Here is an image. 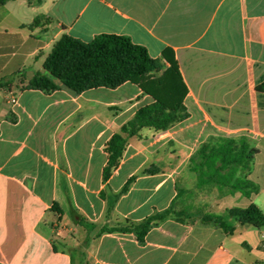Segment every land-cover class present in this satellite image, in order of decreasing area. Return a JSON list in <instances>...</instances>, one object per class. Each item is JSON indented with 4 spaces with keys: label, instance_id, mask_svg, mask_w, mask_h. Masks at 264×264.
<instances>
[{
    "label": "crops",
    "instance_id": "0c3cea01",
    "mask_svg": "<svg viewBox=\"0 0 264 264\" xmlns=\"http://www.w3.org/2000/svg\"><path fill=\"white\" fill-rule=\"evenodd\" d=\"M65 33L127 35L154 58L170 49L187 86L188 117L130 137L107 181V141L155 98L132 81L81 93L28 87ZM0 82V264H264V226L249 222L230 232L170 215L144 243L102 231L173 206L211 137L244 135L258 148L247 176L259 191L224 204L264 212V0H9Z\"/></svg>",
    "mask_w": 264,
    "mask_h": 264
},
{
    "label": "trees",
    "instance_id": "16d2710c",
    "mask_svg": "<svg viewBox=\"0 0 264 264\" xmlns=\"http://www.w3.org/2000/svg\"><path fill=\"white\" fill-rule=\"evenodd\" d=\"M8 1L0 0V5ZM43 18L44 15L37 16L33 25L40 24ZM162 56L152 57L145 46L133 42L127 35L101 33L85 42L65 33L54 43L44 62V71L35 72L28 87L50 93L65 86L75 93H81L101 86L116 88L132 81L155 98L151 104L139 108L135 116L107 141L105 150L108 161L104 168V180L107 181L122 159L130 137L141 136L143 128L166 130L189 115L183 101L187 86L179 63L170 49H165ZM163 59L169 62V66L165 65ZM6 85L8 82H0V86ZM257 88L264 90V82ZM257 152L258 148L244 135L207 139L190 159L191 168L196 172L197 185L202 187L215 183L250 197L259 191V186L247 176ZM228 170H240V174L232 179L230 173H225ZM145 172L153 170L147 169ZM132 180L129 179L123 191L128 189ZM172 212L173 206L139 222L130 221L121 227H103L102 231H133L144 243L150 228L167 219ZM202 222L218 225L230 232L235 228L234 222H249L261 228L264 226V212L255 203H250L245 208H228L226 213L207 211L203 214Z\"/></svg>",
    "mask_w": 264,
    "mask_h": 264
},
{
    "label": "rangeland",
    "instance_id": "374dc122",
    "mask_svg": "<svg viewBox=\"0 0 264 264\" xmlns=\"http://www.w3.org/2000/svg\"><path fill=\"white\" fill-rule=\"evenodd\" d=\"M211 168V165L208 167ZM196 175V172H194ZM230 173L232 179L240 174L238 171H225ZM186 187H178V199L173 204L172 216L188 221L202 220L203 214L207 211H218L226 213L228 208H225V200L232 192L227 187H220L212 183L199 187L197 185V176L188 178L184 183Z\"/></svg>",
    "mask_w": 264,
    "mask_h": 264
},
{
    "label": "built area",
    "instance_id": "2783aa9c",
    "mask_svg": "<svg viewBox=\"0 0 264 264\" xmlns=\"http://www.w3.org/2000/svg\"><path fill=\"white\" fill-rule=\"evenodd\" d=\"M12 101L15 102L16 101V98H12Z\"/></svg>",
    "mask_w": 264,
    "mask_h": 264
}]
</instances>
